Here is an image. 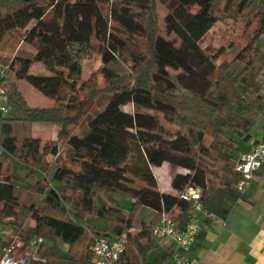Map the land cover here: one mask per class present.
I'll list each match as a JSON object with an SVG mask.
<instances>
[{
    "label": "trees",
    "instance_id": "1",
    "mask_svg": "<svg viewBox=\"0 0 264 264\" xmlns=\"http://www.w3.org/2000/svg\"><path fill=\"white\" fill-rule=\"evenodd\" d=\"M157 5L165 9L163 34ZM220 19H242V31L209 54L200 44ZM14 33L34 54L0 60V90L16 114L0 117V227L11 224L12 237L29 246L41 240L30 264H94V238L126 241L119 264H164L171 253L155 245L151 227L168 213L184 228L191 204L180 194L188 185L203 190L206 210L227 219L243 198L236 191L237 145L264 117V50L257 47L264 0H0V44ZM225 52L231 59L218 62ZM94 55L102 86L81 80ZM35 64L49 76L31 74ZM235 64L241 70L230 72ZM20 82L52 105L29 106ZM102 97L106 106L91 115ZM85 118L86 131L67 133ZM18 123L59 131L55 140L19 141ZM62 139L76 169L57 163ZM164 163L186 170L171 181L175 195L157 190L152 169ZM135 179L146 187L132 188ZM101 196L126 200L130 209L99 207ZM141 208L154 213L149 223L135 219ZM89 218L108 225L96 229ZM27 221L34 226L25 229ZM204 238L201 229L193 249ZM12 239H0V260Z\"/></svg>",
    "mask_w": 264,
    "mask_h": 264
},
{
    "label": "rangeland",
    "instance_id": "2",
    "mask_svg": "<svg viewBox=\"0 0 264 264\" xmlns=\"http://www.w3.org/2000/svg\"><path fill=\"white\" fill-rule=\"evenodd\" d=\"M156 12L159 20V29L160 33L163 34V17L165 14V9L162 6L156 7ZM243 27V21L242 19H238L237 21H231L227 19H220L217 23H215L214 27L210 30V32L207 34V36L203 39L200 46L203 48L207 53L212 54L216 50H218L220 47H227L230 42H232L236 36H240V33L242 31ZM28 55L32 56L34 54V48L30 47L29 45H26L22 42V35L14 33L7 35L4 40L0 44V60L3 62H10L12 58L16 55ZM231 54L228 52H225L222 58L219 59L218 62H221L223 59H231ZM100 67H101V60L98 55H94L90 60H87L83 63L82 67V81H87L89 79L96 80L99 86H102V77L100 75ZM242 68V65L235 64L230 72H238ZM3 69L0 67V71ZM31 74L35 75H42V76H49L48 72L45 70V68L41 64H35L32 66L30 70ZM19 89L23 96L25 97L27 103L31 107H50L52 105V102L48 100L47 98L40 95L37 91H35L32 87H30L25 82H20L18 84ZM107 97L100 98L95 105L93 106L92 111L90 112L91 115H96L97 113L101 112L104 107L107 104ZM124 111L131 112L132 106L127 105L123 108ZM2 113H0L1 115ZM6 115H16L13 112V109L10 107V110ZM3 115V116H6ZM87 123L88 119H84L77 127H68L66 129L68 134L72 133H79L82 131H86L87 129ZM163 125L166 129H168L170 132L174 133L176 130L174 127L169 126L167 123L163 122ZM13 133L15 137L21 141L23 138L30 137L34 139H38L41 142H46L49 140H55L59 131V128L54 125L49 124H27V123H18L13 127ZM205 142H208V139H205ZM57 163L60 166L63 167H69L72 169H76V167L72 164H70V156H69V150L64 145L63 139L60 140V156L57 159ZM165 167H168L170 169V172L167 174V176L164 175H157V187L159 186L160 190L164 189L167 181L171 177V174L174 172H181L186 173V170H183L181 168H176L170 164L167 163ZM154 169V168H153ZM155 170V169H154ZM24 175V171L22 169L19 170L18 176L20 179H22ZM128 178H131L130 175H128ZM132 182L131 187L135 189H141L146 187L145 183L140 181L139 179H135ZM21 185H27L22 184ZM170 187V186H169ZM158 190V188H157ZM176 194V193H175ZM97 205L99 207H105L110 208L111 206H117L119 209L123 211H128L130 209V205L126 202V200H114L111 197L107 196H101L98 201ZM111 213V212H109ZM112 218H114V214H112ZM117 215H115L116 217ZM151 217V210L148 208H141L139 212L136 215V220L138 222H145L149 223V219ZM89 224L91 226H94L96 229H104L108 224H106L105 220H99L94 218L88 219ZM34 223L31 221H27L25 224V229L29 227H33ZM12 229L13 226L11 224H7L5 226L0 227V239L7 241L11 240V245L9 248L10 255L17 258H25L31 255L32 249L29 247L28 244H25L22 241H19L16 237H12ZM90 238H93V234L90 233ZM33 242V241H32ZM92 246V245H91ZM128 250V249H127ZM34 252V251H33ZM164 264H169V262H166Z\"/></svg>",
    "mask_w": 264,
    "mask_h": 264
},
{
    "label": "crops",
    "instance_id": "3",
    "mask_svg": "<svg viewBox=\"0 0 264 264\" xmlns=\"http://www.w3.org/2000/svg\"><path fill=\"white\" fill-rule=\"evenodd\" d=\"M257 47L264 50V37L258 40ZM258 80L262 86L261 94H264V71L261 72ZM3 105L4 101L0 100V107ZM3 115L1 114L0 117ZM262 128H264V117L259 115L255 119L250 139L237 145V161L243 154L250 152L255 143L264 138ZM165 165L167 163L154 168L155 170L152 169L156 181L158 174L167 176L170 172ZM175 174L181 172L176 171L171 174L164 189L160 190L158 186L160 193L175 195L171 188ZM153 217L154 213L151 211L149 221ZM201 229L205 232V238L198 247L192 249L190 254L197 259L198 264H264V169L255 173L248 190L234 205L227 219L223 221V226L204 221ZM166 262L173 264L171 258Z\"/></svg>",
    "mask_w": 264,
    "mask_h": 264
},
{
    "label": "built area",
    "instance_id": "4",
    "mask_svg": "<svg viewBox=\"0 0 264 264\" xmlns=\"http://www.w3.org/2000/svg\"><path fill=\"white\" fill-rule=\"evenodd\" d=\"M0 100L4 101L0 112L6 115L10 106L1 90ZM262 169H264V142L259 141L252 146L250 152L243 154L236 164L235 171L240 175L236 191L243 195L248 190L255 173ZM202 196L203 190L195 185H188L180 194L181 199L191 204V212L184 228H180L168 213H162L157 223L151 227L152 240L158 248L171 253L173 264H198L197 259L190 254L204 221L223 226V221L201 204ZM40 242L41 240L33 241L29 247L34 250ZM125 251L126 241L123 238H94L91 246L94 264H119ZM32 259V252L28 257L15 258L10 255L8 249L0 260V264H30Z\"/></svg>",
    "mask_w": 264,
    "mask_h": 264
}]
</instances>
